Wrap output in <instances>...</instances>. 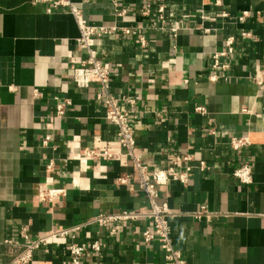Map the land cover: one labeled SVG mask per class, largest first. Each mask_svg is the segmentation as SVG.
<instances>
[{
	"label": "crops",
	"instance_id": "1",
	"mask_svg": "<svg viewBox=\"0 0 264 264\" xmlns=\"http://www.w3.org/2000/svg\"><path fill=\"white\" fill-rule=\"evenodd\" d=\"M72 1L91 24L143 26L146 47L122 33L95 46L111 66V92L122 107L130 108L125 97L138 98L136 155L163 166L168 156L194 153L210 166L194 168L186 186L161 188L158 201L177 214L170 219L175 247L188 264H264V86L252 79L264 71V0H119L118 10L112 0ZM160 2L176 34L153 24ZM79 35L68 7L0 0V264L21 251L23 230L36 238L75 226L77 243H101L100 251L86 252L83 264H168L158 241L143 242L148 218L114 234L86 223L102 213H145L151 204L131 159L81 162L87 148L119 147L100 84H74L73 67L85 57ZM229 36L236 50L228 78L212 81V56L226 48ZM63 98L72 105L58 117L55 105ZM234 135L249 136L252 145L234 153L228 147ZM246 161L253 165L249 185L232 175ZM124 177L129 184L119 181ZM42 187L62 188L65 195L42 199ZM202 205L214 212L211 219L192 216ZM8 238L16 244H4ZM69 242L59 238L35 250L31 264H68Z\"/></svg>",
	"mask_w": 264,
	"mask_h": 264
},
{
	"label": "built area",
	"instance_id": "2",
	"mask_svg": "<svg viewBox=\"0 0 264 264\" xmlns=\"http://www.w3.org/2000/svg\"><path fill=\"white\" fill-rule=\"evenodd\" d=\"M35 2H50L54 7H68L69 12L75 18L80 35L77 38L78 47L84 52L85 57L81 60L80 64L73 67V81L77 88L87 89L91 84H100L103 90V103L105 107V118L112 122L117 127L118 147L119 151L112 148H87L85 155L82 157L81 162L86 165L87 160L95 158H116L119 155H124L133 161L136 169L137 179L139 181V188L148 197L151 209L148 212H138L135 210H123L115 213H102L98 214L87 224H97L102 227H110L111 234L116 232L117 228H122L126 224L135 222L141 217L148 218L152 224L151 227L146 228L143 233V242L151 244L158 241L164 253V257L168 264H188L182 252L175 247L172 239L170 219L174 217L175 212L172 211L167 202H159L158 198L161 196V188L170 182H178L181 185H188L193 169L198 167L201 170H207L210 166L204 160H198L194 153H180L168 156L166 164L163 166H152L149 162L143 160L136 155V136L134 130L133 119L137 118L135 111L136 97H125L124 101L130 108H123L121 99L111 92V66L98 57L95 48L98 39L117 33L124 35H134L142 47H146L148 40L143 32V26H118V25H104V24H91L84 16L82 10L74 5L72 0H34ZM221 0H217L220 3ZM115 9L118 10L119 0H112ZM152 10L151 4H147L146 13ZM166 8L163 2L157 5V19L153 24H157L159 28H169L174 34L177 33L178 27L174 23H170L166 19ZM125 10H121L119 15H124ZM223 15H228L224 12ZM247 12L239 18L244 20ZM244 36L249 35L243 32ZM235 37L229 36L225 41L226 48L222 51H217L212 56V67L214 74L209 77L210 80L215 81L218 79H227L228 71L232 67V60L235 56ZM253 81L259 85L264 86V71L252 78ZM38 95V92H37ZM72 105L69 98H63L55 105L56 115L58 117L65 116L67 110ZM198 112L206 113L204 106L196 108ZM244 111H249L244 108ZM211 133L216 132L211 129ZM252 145V140L247 135H234L230 137L228 147L231 151L239 154L245 151ZM197 161V162H196ZM51 167V165H49ZM233 177L243 185H249L254 180L253 165L251 162H243L239 164L233 171ZM119 181L123 184H129V177L120 178ZM65 195V190L55 187H42L40 189V196L42 199L52 201L55 198ZM214 212L210 211L207 205H202L199 210L192 213L195 218L211 219ZM264 217V214H262ZM78 226L56 230L48 234L33 237L25 230L21 232V237L24 242L21 244V251L13 256L8 264H31L34 256V251L50 244L59 238H68L70 242L67 246L69 255L68 264H83V258L87 251H100L101 243L99 240L92 241L89 246L79 244L74 241V232ZM4 244H16L11 238L4 241Z\"/></svg>",
	"mask_w": 264,
	"mask_h": 264
}]
</instances>
